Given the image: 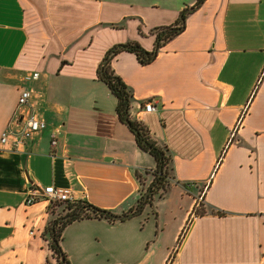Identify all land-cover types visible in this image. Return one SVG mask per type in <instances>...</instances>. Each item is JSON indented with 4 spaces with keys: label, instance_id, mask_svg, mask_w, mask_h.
I'll return each instance as SVG.
<instances>
[{
    "label": "crops",
    "instance_id": "0c3cea01",
    "mask_svg": "<svg viewBox=\"0 0 264 264\" xmlns=\"http://www.w3.org/2000/svg\"><path fill=\"white\" fill-rule=\"evenodd\" d=\"M197 2L0 0V264H57L49 202L26 203L42 188L118 216L138 205L156 162L98 69L114 45L153 50L150 31ZM111 67L133 95L131 117L169 149L172 181L137 216L69 225L70 264H264V0H205L153 63L123 52ZM29 116L47 129L4 146Z\"/></svg>",
    "mask_w": 264,
    "mask_h": 264
},
{
    "label": "trees",
    "instance_id": "16d2710c",
    "mask_svg": "<svg viewBox=\"0 0 264 264\" xmlns=\"http://www.w3.org/2000/svg\"><path fill=\"white\" fill-rule=\"evenodd\" d=\"M204 1L198 0L195 7L183 9L179 18L173 24L152 29L150 35L155 37V48L153 50H146L139 42L135 41L117 44L107 51L99 66V79L107 85L110 92L117 98L116 112L119 120L132 132L138 147L149 153L156 162L155 170L152 172V182L145 190L138 205L129 213L123 215L125 217L122 220L141 214L147 204L153 203L154 196H165L172 181L173 158L169 149L159 144L142 122L131 117L130 110L133 95L122 78L112 70L111 63L117 55L123 52L134 54L141 65L146 66L153 63L159 50L185 30L187 17L201 7ZM192 8L194 9L192 10ZM139 31L142 33L141 28ZM138 177L141 180V175H138ZM48 211L51 214V220L45 230L44 238L48 242L52 258L57 264H70L61 247L63 232L69 225L85 219L116 221L112 217L115 214L85 201H50Z\"/></svg>",
    "mask_w": 264,
    "mask_h": 264
},
{
    "label": "built area",
    "instance_id": "2783aa9c",
    "mask_svg": "<svg viewBox=\"0 0 264 264\" xmlns=\"http://www.w3.org/2000/svg\"><path fill=\"white\" fill-rule=\"evenodd\" d=\"M32 78L38 77V74L35 73ZM29 79V77L27 78ZM31 98V93L28 90H23L19 97V106H25L28 104L29 99ZM153 101L146 102L142 108V111L145 113H151L154 110ZM47 123L44 120L38 119L35 116H29L26 120L25 127L21 132H13L12 130H6L2 134L1 143L4 146H10L12 150H18L21 146H24L29 140L33 137L46 130ZM52 146H57V140L53 139ZM41 198H44L48 202L50 201H76L72 192L69 189L56 188L55 186H48L42 188L41 194L33 193L30 194L26 203L27 205L35 204ZM202 198H200L201 200ZM200 206V205H199Z\"/></svg>",
    "mask_w": 264,
    "mask_h": 264
},
{
    "label": "water",
    "instance_id": "95a60500",
    "mask_svg": "<svg viewBox=\"0 0 264 264\" xmlns=\"http://www.w3.org/2000/svg\"><path fill=\"white\" fill-rule=\"evenodd\" d=\"M194 8H192L193 10ZM112 217L116 220H122L125 216H118V215H112Z\"/></svg>",
    "mask_w": 264,
    "mask_h": 264
},
{
    "label": "rangeland",
    "instance_id": "374dc122",
    "mask_svg": "<svg viewBox=\"0 0 264 264\" xmlns=\"http://www.w3.org/2000/svg\"><path fill=\"white\" fill-rule=\"evenodd\" d=\"M200 208H201V207L199 206L198 209L200 210Z\"/></svg>",
    "mask_w": 264,
    "mask_h": 264
}]
</instances>
